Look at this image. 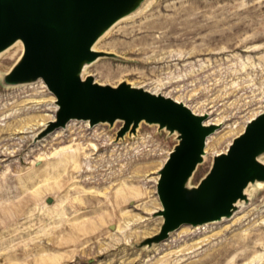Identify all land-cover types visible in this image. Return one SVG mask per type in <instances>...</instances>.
<instances>
[{
    "label": "rangeland",
    "instance_id": "1",
    "mask_svg": "<svg viewBox=\"0 0 264 264\" xmlns=\"http://www.w3.org/2000/svg\"><path fill=\"white\" fill-rule=\"evenodd\" d=\"M124 14L97 37L107 54L84 60L79 74L170 95L218 124L186 181L196 185L264 110V0H138ZM21 54L0 53V264L264 260V181H252L228 217L144 243L162 223L157 179L177 132L142 120L117 137L119 119H79L38 137L57 104L40 79L5 80Z\"/></svg>",
    "mask_w": 264,
    "mask_h": 264
},
{
    "label": "water",
    "instance_id": "2",
    "mask_svg": "<svg viewBox=\"0 0 264 264\" xmlns=\"http://www.w3.org/2000/svg\"><path fill=\"white\" fill-rule=\"evenodd\" d=\"M137 2L0 0V50L19 38L23 52L5 80L40 79L55 96L54 119L39 130L38 137L71 119L90 124L119 119L117 137L135 132L142 120L177 132L178 140L159 169L156 188L163 219L159 230L144 239L150 244L181 225L230 215L234 203L246 198L247 184L264 181V162L258 158L264 151V110L246 122L224 152L213 155L209 170L196 185L187 186L188 177L202 160L206 137L218 124L205 123V114L170 95L127 81L100 83L91 74L84 78L79 74L84 60L107 54L91 48L100 33Z\"/></svg>",
    "mask_w": 264,
    "mask_h": 264
},
{
    "label": "bare ground",
    "instance_id": "3",
    "mask_svg": "<svg viewBox=\"0 0 264 264\" xmlns=\"http://www.w3.org/2000/svg\"><path fill=\"white\" fill-rule=\"evenodd\" d=\"M153 1V0H152ZM146 7V6H145ZM123 15H125V14H123ZM134 15V14H133ZM123 16L121 15V16H119L116 20H114L113 22H117V21H119V19H121ZM112 24V23H111ZM99 38H96V40L93 42V44L91 45V48L92 49H97L96 48V46H97V40H98ZM18 47H22V52H23V44H22V42H21V40L18 38V39H15L13 42H11L9 45H7L6 47H4L3 49H1L0 50V53H2L3 51H9V50H11L12 48H18ZM0 56H2V55H0ZM88 64V63H87ZM86 71V70H85ZM84 76V75H83ZM84 78V77H83ZM184 103V102H183ZM187 105V104H186ZM191 108V107H190ZM192 109V108H191ZM193 110V109H192ZM193 111H195V110H193ZM196 112V111H195ZM201 114V113H200ZM203 114V113H202ZM54 118V117H53ZM222 118V117H221ZM76 121H80L79 119L78 120H76V119H71L68 123H75ZM216 121V120H215ZM87 121L85 120V123H86ZM204 122L205 123H211V121H207L206 119H204ZM218 122V121H217ZM213 123H215V122H213ZM68 125V124H67ZM91 125V127L92 126H95V124H90ZM59 132V131H58ZM57 133V132H56ZM210 137L212 138V136L209 134L207 137H206V144H205V146H207L208 144H209V139H210ZM211 140V139H210ZM230 144V143H229ZM97 146V145H96ZM205 146H204V148H205ZM71 151V150H70ZM222 152H224V151H222ZM71 153V152H70ZM216 153V152H215ZM220 153V152H219ZM72 154H73V152H72ZM78 154V153H77ZM218 154V153H217ZM78 156V155H77ZM63 157V156H62ZM70 157V156H69ZM204 157H206V154L205 153H203L202 154V158H204ZM74 158V160H75V157H73ZM258 158H261L260 156L258 157ZM262 162H264V158L261 160ZM65 162H66V160H65ZM63 163H64V160H63ZM258 181V185H262L263 184V180H256V181H254V182H257ZM250 184H252V182L251 183H248V185L244 188V192H248V186L250 185ZM187 185H189V181H188V183H187ZM96 200V199H95ZM98 200V199H97ZM242 200V199H241ZM240 202V200H237L234 204H235V206L236 205H238V203ZM226 217H228V216H226ZM222 218H224V216H222L220 219H217V220H214V221H210V222H216V221H218V220H221ZM209 222H207V223H201V224H196V225H186V226H191V227H193V228H190L191 230H194V231H197V229H199V230H201V228L202 227H204V226H207V224H208ZM180 227H185V225H181ZM206 228V227H205ZM185 229V228H184ZM187 230V229H186ZM186 230H183V232H187ZM190 230V231H191ZM248 238V237H247ZM245 239V238H244ZM250 239L248 238L247 239V241L246 240H244V241H241L240 240V243L242 244V246H248L249 244H250ZM250 252H249V250L246 248V250H245V255L243 256V257H246L248 254H249ZM261 259V258H260ZM260 261V260H259ZM258 261V262H259ZM261 262L262 263H264V260L263 259H261ZM260 262V263H261ZM260 263H258V264H260ZM261 263V264H262Z\"/></svg>",
    "mask_w": 264,
    "mask_h": 264
}]
</instances>
